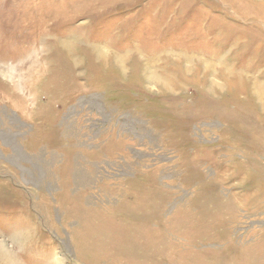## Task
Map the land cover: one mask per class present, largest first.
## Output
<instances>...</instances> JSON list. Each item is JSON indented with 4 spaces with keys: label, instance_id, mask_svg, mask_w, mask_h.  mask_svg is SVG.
I'll use <instances>...</instances> for the list:
<instances>
[{
    "label": "rangeland",
    "instance_id": "374dc122",
    "mask_svg": "<svg viewBox=\"0 0 264 264\" xmlns=\"http://www.w3.org/2000/svg\"><path fill=\"white\" fill-rule=\"evenodd\" d=\"M0 264H264V0H0Z\"/></svg>",
    "mask_w": 264,
    "mask_h": 264
},
{
    "label": "bare ground",
    "instance_id": "6f19581e",
    "mask_svg": "<svg viewBox=\"0 0 264 264\" xmlns=\"http://www.w3.org/2000/svg\"><path fill=\"white\" fill-rule=\"evenodd\" d=\"M150 76H151V74H150ZM256 90H257V89H256ZM257 92H258V93L261 92L260 89H259V91H256V93H257Z\"/></svg>",
    "mask_w": 264,
    "mask_h": 264
}]
</instances>
